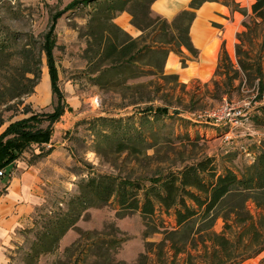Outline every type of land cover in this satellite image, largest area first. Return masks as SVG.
<instances>
[{
  "label": "rangeland",
  "instance_id": "374dc122",
  "mask_svg": "<svg viewBox=\"0 0 264 264\" xmlns=\"http://www.w3.org/2000/svg\"><path fill=\"white\" fill-rule=\"evenodd\" d=\"M236 1L250 13L254 0ZM71 3L72 0H0V100L10 94L7 78L16 74L19 50L28 47L41 55L40 77L33 91L0 103V117L4 121L0 133L12 121L52 111L56 103L46 56L40 53L54 18L50 36L56 41L53 53L57 82L70 107L53 124L50 142L41 147L30 146L19 158L35 163L52 155L47 162L49 182L43 186L44 200L35 207L33 225L24 230L23 243L11 255L12 264H25L35 233L45 221V212L49 215L58 207H66L70 197L78 193L80 180L89 175L109 174L148 181L203 155L213 156L219 168L227 167L240 174L253 163L264 139V126H256L252 121L255 106L264 101V85L261 92L257 80L251 84L245 79L241 83L235 80L229 97L220 96L212 82L213 78L219 83L222 79L214 76L216 67L206 80L194 75L184 81L181 72L164 69L166 74H177V79L166 83L140 76L130 88L106 80L103 85L95 83L102 70L97 56V25L92 21L96 2ZM235 12L240 32L245 29L242 20L251 22L252 18ZM258 48L259 44L252 52ZM184 54L188 52L184 50ZM229 56L235 63V46ZM147 96L151 98L145 99ZM223 98L229 103H248L247 119L242 124L227 127L206 116L218 108ZM25 105L30 108L27 113L22 111ZM46 124L45 121L42 126ZM120 141L126 146L118 144ZM41 150L49 152L34 158ZM247 206L260 225L254 204L249 201ZM117 209L113 199L106 206L83 210L75 227L62 236L57 248L41 253L36 264H211L204 248L210 241L201 240L206 230L193 233L184 250L175 253L171 244L174 241L180 246L183 241L181 234L167 238L175 228L173 209L168 212L157 209L148 229L138 212L117 215ZM201 224L197 222L195 227ZM222 227L223 220L219 217L212 229L220 232ZM240 264H264V249Z\"/></svg>",
  "mask_w": 264,
  "mask_h": 264
},
{
  "label": "trees",
  "instance_id": "16d2710c",
  "mask_svg": "<svg viewBox=\"0 0 264 264\" xmlns=\"http://www.w3.org/2000/svg\"><path fill=\"white\" fill-rule=\"evenodd\" d=\"M153 1L72 0V5L96 2L92 21L97 25V56L102 70L95 77V83L103 85L106 80L130 88L140 76L162 79L166 83L176 80L177 74L164 72L169 52L180 57L181 67L198 58L199 50L191 40L190 27L199 7L206 1H216L240 12L245 18H252L251 22L243 19L241 24L245 29L236 33L235 63L222 42L214 71V76H222V79L220 83L212 79L216 90L220 96L229 97L235 80L239 79L241 83L245 79L249 84L257 80L263 92L264 0H254L250 13L236 0H190L188 8L178 11L171 19L154 13L151 9ZM122 12L131 16L130 23L141 32L137 37H132L113 22ZM54 21L55 18L40 53L46 56L50 88L56 96V103L52 111L41 113V117L40 113H32L8 123L1 131L0 177L10 171V166L27 148L49 143L54 132L53 124L70 109L57 82L53 53L56 41L50 36ZM106 31L108 33L105 34ZM258 44L260 48L253 53L252 49ZM18 53L16 74L7 78L10 94L0 100L2 104L31 93L40 77L41 55L28 47H22ZM149 82L152 83V79ZM159 110L164 111L163 108ZM22 111L29 112V106L25 105ZM45 121L46 126H42ZM252 121L256 126H264V101L255 106ZM3 123L0 117V126ZM118 144L126 146L127 143L120 141ZM49 150H41L33 156L43 157ZM78 186V193L70 197L66 207H58L49 215L45 212L42 228L35 233L36 239L25 255V264H36L41 253L56 249L62 236L75 227L83 210L106 206L113 199L118 204L117 215L138 212L147 229L157 209L166 212L173 209L175 228L170 230L167 238L170 240L181 234L183 241L180 246L173 241L171 246L175 253L184 250L193 233L203 230L206 234L205 238L201 237L202 242L205 239L210 241V245L204 244V248L211 264H215V260L219 261L218 264H240L264 249V139L253 163L240 174L227 167L219 168L213 156L203 155L174 169L169 168L148 181L94 174L80 180ZM249 201L258 212L260 225L247 206ZM219 217L223 220V227L220 232H215L212 226ZM197 222L202 224L196 228ZM192 244L195 246V242Z\"/></svg>",
  "mask_w": 264,
  "mask_h": 264
},
{
  "label": "crops",
  "instance_id": "0c3cea01",
  "mask_svg": "<svg viewBox=\"0 0 264 264\" xmlns=\"http://www.w3.org/2000/svg\"><path fill=\"white\" fill-rule=\"evenodd\" d=\"M189 1L154 0L151 9L171 19L178 11L188 8ZM235 11L220 2H204L190 27L191 40L199 50L198 60L181 67L178 55L171 51L166 59L165 71L181 72L184 81L194 75L206 80L216 67L222 42L229 54L235 46L240 27ZM130 18L127 12H122L114 21L129 35L137 37L141 32L130 23ZM50 156L51 153L45 161L35 163L17 159L10 166V171L0 177V264H12L11 255L23 243L24 230L33 225L32 213L44 200L43 186L49 182L46 169Z\"/></svg>",
  "mask_w": 264,
  "mask_h": 264
},
{
  "label": "built area",
  "instance_id": "2783aa9c",
  "mask_svg": "<svg viewBox=\"0 0 264 264\" xmlns=\"http://www.w3.org/2000/svg\"><path fill=\"white\" fill-rule=\"evenodd\" d=\"M247 105L248 103L246 102L241 104L229 103L223 98L218 108L208 112L206 116L223 126L235 127L242 124L243 121L247 119ZM1 175L2 172L0 171V176Z\"/></svg>",
  "mask_w": 264,
  "mask_h": 264
}]
</instances>
